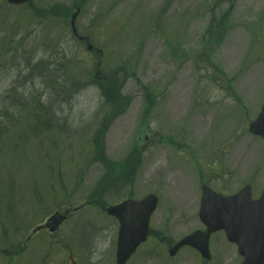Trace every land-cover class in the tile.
<instances>
[{
    "label": "rangeland",
    "instance_id": "374dc122",
    "mask_svg": "<svg viewBox=\"0 0 264 264\" xmlns=\"http://www.w3.org/2000/svg\"><path fill=\"white\" fill-rule=\"evenodd\" d=\"M233 1L231 8L229 0H0V121L18 113L12 135L24 134L21 127L28 133L15 141L4 134L0 171L17 163L6 170L13 201L23 191L26 200H48L21 202L20 230L17 210L0 222V249L25 237L62 198L72 207L97 201L58 236H38L15 264H72V255L80 264H115L118 224L102 207L125 197L160 195L154 233L177 240L201 226L202 184L233 193L251 181L257 195L264 188V140L247 129L264 100V0ZM75 3L83 6L79 28L105 50L102 73L121 71L113 103L97 84L95 56L65 22ZM228 78L242 101L230 96ZM37 98L57 112L58 134L42 121L28 124ZM12 200L0 197V207L11 212ZM222 237L214 264H239L237 248ZM155 241L128 264H158ZM182 253L172 264H196ZM0 264L10 258L0 253Z\"/></svg>",
    "mask_w": 264,
    "mask_h": 264
},
{
    "label": "water",
    "instance_id": "95a60500",
    "mask_svg": "<svg viewBox=\"0 0 264 264\" xmlns=\"http://www.w3.org/2000/svg\"><path fill=\"white\" fill-rule=\"evenodd\" d=\"M12 3H24L30 0H8ZM79 11L73 14L72 24H75V19ZM250 129L255 134L264 136V107L263 111L250 126ZM147 203L140 207L137 211V224L129 221L126 214L130 208L125 206L121 211H116L117 207L113 208L112 213L121 217L122 226L120 229V253L119 261L124 263L126 255L132 252L134 248L145 239L148 228V220L151 211L155 208L157 198L154 195L147 197ZM141 202H134L140 204ZM132 201H128L126 205H132ZM125 205V204H122ZM239 210H243L245 216H250L253 226L246 227L245 229H238L232 225L231 219L240 217ZM126 216V217H125ZM201 218L210 224V221L217 222L216 227L212 229L224 227L227 230L229 238L232 241L240 243L241 252L246 256V261L243 264H263L264 262V192L259 201L252 202L250 186L244 187L238 194L231 197H222L220 194L215 193L208 186H204V193L202 199ZM55 222L58 221L54 217ZM58 223V222H57ZM56 223V224H57ZM54 230L55 227H52ZM208 231L206 236L209 235ZM194 235L184 240V243H194ZM200 249L205 255L209 256L208 239L206 238L200 245Z\"/></svg>",
    "mask_w": 264,
    "mask_h": 264
},
{
    "label": "trees",
    "instance_id": "16d2710c",
    "mask_svg": "<svg viewBox=\"0 0 264 264\" xmlns=\"http://www.w3.org/2000/svg\"><path fill=\"white\" fill-rule=\"evenodd\" d=\"M105 83V82H104ZM105 89L108 91L106 92V99L110 102V103H113L115 100H117L118 98V95L121 91V86L123 84V79H121L117 74L114 78H111L109 81H106L105 83ZM39 104H37V110L39 109ZM48 123L47 122H44V124L48 126L52 125L53 122L50 121V119H47ZM0 148H1V145H0ZM2 150H0V154H1ZM8 252H10L8 249H7Z\"/></svg>",
    "mask_w": 264,
    "mask_h": 264
},
{
    "label": "flooded vegetation",
    "instance_id": "af4514ba",
    "mask_svg": "<svg viewBox=\"0 0 264 264\" xmlns=\"http://www.w3.org/2000/svg\"><path fill=\"white\" fill-rule=\"evenodd\" d=\"M85 36V35H84ZM86 38L84 40H80L81 42L83 43H87V42H90V37L89 36H85ZM49 235H53L51 233H48ZM79 264V263H78Z\"/></svg>",
    "mask_w": 264,
    "mask_h": 264
}]
</instances>
